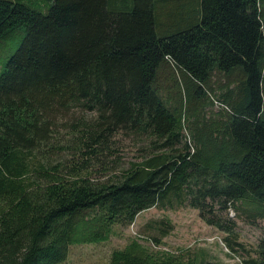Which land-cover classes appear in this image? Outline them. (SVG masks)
<instances>
[{"label": "trees", "instance_id": "trees-1", "mask_svg": "<svg viewBox=\"0 0 264 264\" xmlns=\"http://www.w3.org/2000/svg\"><path fill=\"white\" fill-rule=\"evenodd\" d=\"M15 37L0 63V264H60L183 202L243 250L217 211L248 201L264 220V0H0V42ZM213 76L225 116L205 121ZM124 138L148 150L122 163ZM163 258L130 241L106 264ZM239 264H264V236Z\"/></svg>", "mask_w": 264, "mask_h": 264}, {"label": "rangeland", "instance_id": "rangeland-1", "mask_svg": "<svg viewBox=\"0 0 264 264\" xmlns=\"http://www.w3.org/2000/svg\"><path fill=\"white\" fill-rule=\"evenodd\" d=\"M17 43L18 37L8 40V44L0 42V63L5 60ZM170 72V69L165 68L157 78L159 94L164 98H169L172 95L168 90L171 87L169 78L174 80ZM208 84L211 90L207 87L205 89V99L202 101L203 109H199L198 119L221 120L225 116V110L217 102L216 97L221 94L225 80L213 76ZM175 93L174 88L173 95ZM181 95L184 100L183 93ZM76 116L84 119L91 118L90 115L73 111L71 117ZM191 121L192 124L194 122L199 124L195 118L189 117V123ZM183 134L188 136V133L183 132ZM187 138L186 142L192 146L191 140H187ZM131 140L124 138L118 144L122 163L137 161L141 155L140 150H148V139L133 140L134 142ZM190 151L192 150L190 149ZM217 213L221 219L229 218L235 224L236 241L242 245L243 250L237 251L235 254L227 251L221 242L224 234L206 226L199 219L197 210L189 207L187 202H183L182 205L172 208L152 207L140 212L130 225L112 227L111 235L104 242L69 246L67 256L60 264H106L112 250L122 249L130 241H136L159 259H165L163 258L164 254L170 256L169 260L172 264H203L206 262L239 264L241 257L253 250L264 236V220L251 218L254 214V206L248 201L230 202L225 211L219 213L218 210ZM159 221L169 224L168 233L164 237H160V230H156L157 227H161L155 224ZM153 237L157 239V244L153 242Z\"/></svg>", "mask_w": 264, "mask_h": 264}]
</instances>
